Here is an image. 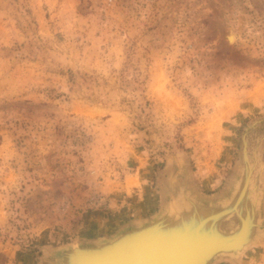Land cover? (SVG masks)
Listing matches in <instances>:
<instances>
[{
	"label": "rangeland",
	"instance_id": "1",
	"mask_svg": "<svg viewBox=\"0 0 264 264\" xmlns=\"http://www.w3.org/2000/svg\"><path fill=\"white\" fill-rule=\"evenodd\" d=\"M244 145L259 236L209 264H264V0H0V264L221 203Z\"/></svg>",
	"mask_w": 264,
	"mask_h": 264
},
{
	"label": "bare ground",
	"instance_id": "2",
	"mask_svg": "<svg viewBox=\"0 0 264 264\" xmlns=\"http://www.w3.org/2000/svg\"><path fill=\"white\" fill-rule=\"evenodd\" d=\"M229 37V40L233 42L234 37L232 35ZM253 170L250 165L243 166V173H249V176L252 175ZM245 180L244 177L241 179L239 177L236 184ZM243 185L247 187V183ZM237 191L231 201L224 202V199L220 204H213V206L206 207L203 204L192 206L190 202H185L186 206L181 204L178 207L177 202L174 213L170 212V208L166 206L164 210L166 216L158 218V223L153 222L149 226L148 223L144 224L137 233L128 236L129 239L122 250L124 251L127 247L128 251H116L117 253L108 256L109 261H104L103 264H206L220 250L224 251L222 254L227 253L237 258L240 253L239 243L245 234V229L249 230L250 222L255 221L254 197L249 192ZM235 194L243 197L241 208L235 207ZM234 213L241 222L237 221L236 224L227 226V229L225 222L231 214L233 217ZM88 253L91 254L90 251ZM83 254L84 250L80 255L77 253L74 256L76 259L72 258L69 264L94 263L93 259L79 262ZM88 257L89 255H86V258Z\"/></svg>",
	"mask_w": 264,
	"mask_h": 264
},
{
	"label": "water",
	"instance_id": "3",
	"mask_svg": "<svg viewBox=\"0 0 264 264\" xmlns=\"http://www.w3.org/2000/svg\"><path fill=\"white\" fill-rule=\"evenodd\" d=\"M248 165L247 162V158H246V151H245V145L243 147V166ZM259 174H257L254 179H252V175L249 176V173H243V170L241 172L240 175V179L241 178H245V181H241V183H238L235 185L233 191L231 192V195L224 201H231L232 200V196L234 195V193L239 190V192H245L251 194V196L254 197V201H255V206L253 207V211L255 212V221L254 222H250V228L248 230L245 229V234L242 236V239L239 243L240 249L238 251L243 250L248 243L250 242H254L257 239L255 237H258L259 234V198H260V182H259ZM245 182V183H244ZM237 183V182H236ZM247 183V187H243V184ZM243 188H245V190H243ZM238 192V191H237ZM236 196V202H235V207H239L241 208V199L243 197H239L237 194H235ZM244 201H246V197H244ZM243 201V202H244ZM185 202H190V205L192 206H201L206 205L207 206H213V204L217 205L220 203H209L206 201H202V200H198L195 197L190 196V194L184 195L183 199L181 201L178 202V207L181 204H185ZM165 207L163 208V211H161L156 217H154L152 220H150L148 223L149 225H152L153 222L154 223H158L157 219L160 218L161 216H166V214H164L166 211ZM229 213H233V212H229ZM235 214V213H234ZM232 216V214H231ZM229 216V217H231ZM228 217V218H229ZM234 217H236L237 221L241 222L239 218H237L238 216L235 214ZM144 223V224H147ZM144 224H139V225H135V226H130L128 228L123 229L122 231L118 232L116 235H114L113 237H111L110 239L107 240H101L98 241L97 243H89V244H81V243H74L66 248L61 249L60 251H58L57 253V261L58 264H69L72 260V258L76 259L74 256L80 253L84 250V254H83V258H81V260H78L79 262H85L86 259H93L95 264H103V262L105 261H109L108 260V256H111L112 254H116L119 251L123 250V247L125 246L126 241H128L129 239V235L131 234H135L137 233V231H139L138 229H140ZM248 230V232L246 233V231ZM238 242V241H237ZM76 248V249H75ZM127 248V247H126ZM126 248L124 249V251H128V249L126 250ZM91 252L88 253V252ZM117 251V252H116ZM122 251V252H124ZM224 251L220 250L219 252H217V255L211 259L209 262H207L206 264H209L210 262H212L214 259L222 257L219 255H227L232 257L229 254H222ZM221 253V254H220ZM86 255H89L88 258H86ZM79 257V256H78ZM93 257V258H92ZM88 262H90V260H87ZM77 262V261H76ZM93 263V264H94Z\"/></svg>",
	"mask_w": 264,
	"mask_h": 264
}]
</instances>
